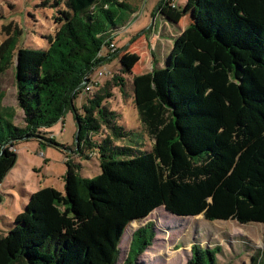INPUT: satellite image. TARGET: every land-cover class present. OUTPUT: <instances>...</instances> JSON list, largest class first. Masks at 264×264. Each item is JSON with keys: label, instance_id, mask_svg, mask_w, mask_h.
<instances>
[{"label": "trees", "instance_id": "1", "mask_svg": "<svg viewBox=\"0 0 264 264\" xmlns=\"http://www.w3.org/2000/svg\"><path fill=\"white\" fill-rule=\"evenodd\" d=\"M56 30L46 49L0 46V75L16 59L17 106L0 111V185L22 142L61 146L51 129L72 112L80 130L75 155L96 150L99 174L87 178L65 156L64 192L52 187L28 202L0 235V264H119L130 224L163 208L181 217L261 224L264 228V0H187L189 24L174 40L164 67L131 76L140 130L127 129L106 103L112 86L75 103L125 24L126 0H60ZM157 12L172 25L184 13L161 0ZM121 72L131 75L130 69ZM87 94V93H86ZM101 139L93 141L95 135ZM124 142V145L118 144ZM2 194L0 193V203ZM133 222V223H132ZM155 237L147 223L135 230L122 264H138ZM264 243V234H263ZM220 248L194 244L186 264H217Z\"/></svg>", "mask_w": 264, "mask_h": 264}, {"label": "rangeland", "instance_id": "2", "mask_svg": "<svg viewBox=\"0 0 264 264\" xmlns=\"http://www.w3.org/2000/svg\"><path fill=\"white\" fill-rule=\"evenodd\" d=\"M60 0H0V46L10 38L17 41L15 53L18 49H46L50 39L54 36L56 25L54 18L58 11L64 9L63 2L56 6ZM132 11L138 15L122 10L125 14V24L117 21L116 26L122 29L113 38L116 49L112 52L103 51L111 57L100 63V67L107 68L111 76L97 79L95 72L90 76L93 85L91 93L82 92L76 99L75 105L80 108L86 97L111 83L116 74L125 79L123 93L112 86L114 97L107 101L106 106L118 116L120 124L127 129L140 130L145 149H149L150 140L144 134L140 125L137 110L132 98L131 76L150 72L152 68H162L168 59L172 43L159 42L156 52L151 51V40L148 35L141 37L147 28L154 22L153 30L162 25L160 16L156 11L160 0H126ZM181 5V10L186 13L187 0H176ZM186 23V18L180 23V27ZM125 27V28H124ZM124 28V29H123ZM151 31V29H150ZM146 38V41H144ZM175 40V39H174ZM174 42V41H173ZM152 56L150 60V55ZM15 65H12L0 75V111L7 110L14 115L13 122L22 126L23 113L17 106ZM98 67V68H100ZM130 69L131 75L121 72L122 69ZM64 122H58L51 132L56 143L70 148V151L55 149L40 145L38 142H22L16 149L17 159L13 168L6 174L0 185L2 202L0 203V235L9 230V224L15 216L22 212L28 202V193H33L40 188L52 187L63 192V183L59 176L65 172V156L81 165V174L92 178L99 174V156L97 151L86 150L84 156L75 155L76 123L74 114L68 112L63 118ZM107 131L103 129L101 135L91 138L93 141L101 139ZM118 144L124 145V142ZM46 160L49 161L46 162ZM133 223V222H132ZM147 223L154 226L155 237L151 245L140 255L138 264H186L190 257V249L194 244L201 247L220 248L217 255V264H264V228L258 223L246 225L235 221H206L202 216L181 218L168 214L159 208L147 218L130 224L123 233L120 245L119 264H122L127 254L131 234Z\"/></svg>", "mask_w": 264, "mask_h": 264}, {"label": "crops", "instance_id": "3", "mask_svg": "<svg viewBox=\"0 0 264 264\" xmlns=\"http://www.w3.org/2000/svg\"><path fill=\"white\" fill-rule=\"evenodd\" d=\"M175 1H176V0H175ZM160 2H161V0H160ZM159 4H160V3H159ZM175 6L181 8V5H180V4L175 3ZM134 14H138V12H137V11H133V12H132V15H134ZM156 16H160L161 19H162V22H163L162 25H161V27L159 28V30H157V28H156L155 30H153L152 27H153L154 22H155V20H154V22H152L151 25L147 28L146 32L143 33L142 36H141V37H144V35H148L147 37H149V39H150L151 36H152V40H151V48H150V50H151V51L153 50L154 52H156V46H157V44H159V42H162V44H163V42H166V41H167V42H169V43H172V45H173V41H174V39H176V38L182 33V31L188 26V24H189L188 13L184 14L183 18L181 19V21H182L183 19L186 18V23H185V25L183 26V28L180 27V23H181V21L179 22L178 25H172V24H170L169 22H167V21L163 18V16H162L159 12H157V11H156ZM150 29H151V31H150ZM144 41H146V38H144ZM155 45H156V46H155ZM171 48H172V47H171ZM152 56L155 57V54L150 55V60L152 59ZM164 65H165V64H164ZM163 67H164V66H163ZM139 75H140V74H139ZM76 106H77V105H76ZM61 122H62V126H64V125H63L64 120L61 121ZM64 160H65V159H64ZM46 162L49 163L48 160H46ZM65 171H66V169H65ZM64 173H65V172H63V173L60 174V176H59V178H60V180L62 181V183H63L62 176H63ZM63 186H64V183H63ZM63 192H64V187H63ZM63 192H62V193H63ZM28 194H30V193H28ZM25 197L28 198V196H26V194H25ZM25 205H26V204H25Z\"/></svg>", "mask_w": 264, "mask_h": 264}, {"label": "built area", "instance_id": "4", "mask_svg": "<svg viewBox=\"0 0 264 264\" xmlns=\"http://www.w3.org/2000/svg\"><path fill=\"white\" fill-rule=\"evenodd\" d=\"M171 8H175V0H168ZM138 14H134L133 17H136ZM125 28V27H124ZM123 28V29H124ZM122 30V29H121ZM116 49L115 47V44L113 41H111L108 45V52H112ZM95 75L97 77L98 80L102 79V78H106V77H109L111 76V73L110 71L105 68V67H100V68H97L96 71H95ZM97 83L93 82L92 79L91 81H87V83L84 85V89H83V92L84 93H91L92 90H93V85H96Z\"/></svg>", "mask_w": 264, "mask_h": 264}, {"label": "water", "instance_id": "5", "mask_svg": "<svg viewBox=\"0 0 264 264\" xmlns=\"http://www.w3.org/2000/svg\"><path fill=\"white\" fill-rule=\"evenodd\" d=\"M87 83V81H83L82 84L80 85V88L83 87L85 84ZM79 130H80V127H79V124L77 123V131H76V134H75V144L77 145V137H78V134H79ZM57 149H63L61 146H56ZM65 151H70L69 149H64Z\"/></svg>", "mask_w": 264, "mask_h": 264}]
</instances>
